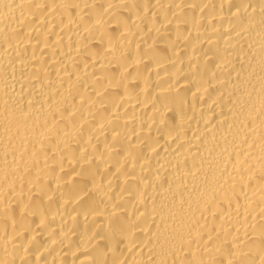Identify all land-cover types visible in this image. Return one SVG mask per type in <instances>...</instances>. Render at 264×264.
I'll return each instance as SVG.
<instances>
[{"label": "bare ground", "instance_id": "6f19581e", "mask_svg": "<svg viewBox=\"0 0 264 264\" xmlns=\"http://www.w3.org/2000/svg\"><path fill=\"white\" fill-rule=\"evenodd\" d=\"M0 264H264V0H0Z\"/></svg>", "mask_w": 264, "mask_h": 264}]
</instances>
